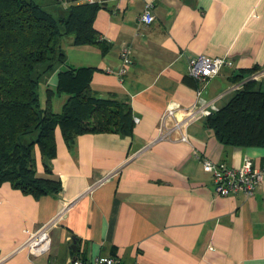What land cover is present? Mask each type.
I'll use <instances>...</instances> for the list:
<instances>
[{"label":"crops","instance_id":"obj_1","mask_svg":"<svg viewBox=\"0 0 264 264\" xmlns=\"http://www.w3.org/2000/svg\"><path fill=\"white\" fill-rule=\"evenodd\" d=\"M42 1L59 16L89 3ZM95 5L97 42L76 46L73 35L63 37L64 67L94 68L91 92L131 109L133 133H87L67 143L58 129L50 174L36 151L37 175L60 182L58 193L37 199L9 183L0 186V260L70 264L117 256L124 264H264V183L251 197H221L204 171L205 160L239 168L250 159L263 169L264 147L222 145L207 116L187 124L189 143L157 141L168 108H177L182 120L196 100L192 59L233 61L209 81L200 103L222 95L219 107L232 95L234 77L264 66V0ZM147 5L155 16L149 25L140 21ZM125 47L131 64L121 79ZM46 224H52L50 248L33 255L25 244Z\"/></svg>","mask_w":264,"mask_h":264},{"label":"trees","instance_id":"obj_2","mask_svg":"<svg viewBox=\"0 0 264 264\" xmlns=\"http://www.w3.org/2000/svg\"><path fill=\"white\" fill-rule=\"evenodd\" d=\"M96 9L95 4H78L56 16L41 0H0V186L9 183L37 199L58 193L60 182L37 175L36 158L39 150L50 174L58 129L67 143L87 133H133L131 109L91 92L94 68L60 69L55 88L46 89L44 108L39 101L40 82L65 65L61 39L73 35L76 46L97 42ZM258 69L242 71L234 82ZM263 83H246L206 117L222 145L264 147ZM64 94L68 100L59 114L53 99Z\"/></svg>","mask_w":264,"mask_h":264},{"label":"built area","instance_id":"obj_3","mask_svg":"<svg viewBox=\"0 0 264 264\" xmlns=\"http://www.w3.org/2000/svg\"><path fill=\"white\" fill-rule=\"evenodd\" d=\"M109 0H87L91 4H105ZM152 7L147 5L140 21L144 24H152L155 16L152 12ZM122 67L119 70V77L122 79L128 71V66L131 64L130 50L125 47L121 51ZM226 66H233V61L227 57L209 58L199 57L192 59L189 66V75L196 81L198 87L196 91V100L188 108L183 111L186 113V118L177 120L175 118L177 108H168L163 117L160 134L157 141L171 140L189 143V137L186 133L187 124L198 116H208L212 112L219 109L218 102L223 98L222 95L210 102H205L203 105V94L209 84V81L217 77L221 70ZM250 81H264V66L257 71L247 74L240 81L235 82L230 93L233 94L240 90L246 83ZM218 101V102H217ZM169 120H173L172 125L168 124ZM138 122L139 120L136 119ZM204 171L213 176L215 193L221 197L229 195H244L251 197L255 194L258 187L264 183V168L259 169L254 167L250 159H246L243 165L239 168L230 167L224 164H215L211 161H204ZM52 224H46L38 231L31 234L27 240L25 247L28 252L33 255H41L46 253L51 244L50 228ZM0 264H6L4 259L0 260ZM70 264H124L117 256L108 258L98 257L93 260H84L79 258L71 259Z\"/></svg>","mask_w":264,"mask_h":264},{"label":"rangeland","instance_id":"obj_4","mask_svg":"<svg viewBox=\"0 0 264 264\" xmlns=\"http://www.w3.org/2000/svg\"><path fill=\"white\" fill-rule=\"evenodd\" d=\"M41 2L44 4V2L42 0H41ZM47 9L49 10V6H47ZM58 12L59 11L57 9L54 10V14H56V16H58ZM64 38L61 39L60 44H61V46H63L62 47L63 50H65V52H68L67 49L64 47V41H66L67 39H64ZM67 55L69 57L70 54H67ZM60 65H57L52 72L47 74L45 77V81L44 82L41 81L40 84L38 85L39 101H40V104L42 105L41 106L42 108H44L45 103H46V99H47L46 98V89L47 88H52V89L55 88L57 72L60 71V69L64 68V65H61V66ZM67 99H68V97L65 94L62 96L55 97L53 99V110L56 113L60 114L62 112L63 106H64L65 102L67 101ZM227 100L228 99H226L225 101H227Z\"/></svg>","mask_w":264,"mask_h":264}]
</instances>
